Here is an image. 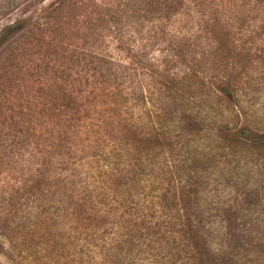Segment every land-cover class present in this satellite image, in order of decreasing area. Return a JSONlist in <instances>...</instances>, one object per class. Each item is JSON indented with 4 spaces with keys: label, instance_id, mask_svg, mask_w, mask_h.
<instances>
[{
    "label": "trees",
    "instance_id": "obj_1",
    "mask_svg": "<svg viewBox=\"0 0 264 264\" xmlns=\"http://www.w3.org/2000/svg\"><path fill=\"white\" fill-rule=\"evenodd\" d=\"M263 11L264 0H53L42 19L31 23L29 17L16 18L2 26L0 46L6 44L0 47V68L4 48L16 37L29 32L43 39L55 33L48 44L54 71L61 74L53 82L62 95L56 98L63 101L45 113L49 125L38 129L32 162L23 147L2 145L9 149L3 160L6 170L29 164L18 188L37 190L31 199L25 197L28 210L12 213L10 228L23 236L42 232L53 242L67 229L70 244L77 241L80 247L79 264H256L254 224L241 221L238 190L226 198L229 181L223 180L222 152L233 143L252 144L264 137L240 122L233 72L243 59L231 52L237 49L238 34ZM77 16L84 18L78 27L84 41L91 42L86 54L75 42L63 45V32L70 26L64 23ZM162 22L170 25L169 37L155 34ZM109 38L138 49L147 62L153 46L163 47L159 58L149 57L148 69L105 53L100 42ZM81 54L94 55L98 62L81 64ZM213 69L223 73L212 75ZM206 74L220 79L207 82L226 106L223 116L232 114L222 120L230 143L215 139L213 147L214 139L196 138V126L204 120L196 110L202 108L196 85L198 80L205 83ZM59 77L63 85L57 84ZM166 110L173 114L166 121L174 135L162 130ZM132 111L145 116L144 128L128 123ZM131 129L134 139L151 143L138 161L131 159L136 149L127 139ZM152 147L158 149L148 158ZM161 155L169 157L161 163ZM162 171L169 181H157ZM43 180L49 186L45 192ZM7 193L11 205L15 195ZM40 199L42 205L36 203ZM61 218L67 221L60 223Z\"/></svg>",
    "mask_w": 264,
    "mask_h": 264
},
{
    "label": "rangeland",
    "instance_id": "obj_2",
    "mask_svg": "<svg viewBox=\"0 0 264 264\" xmlns=\"http://www.w3.org/2000/svg\"><path fill=\"white\" fill-rule=\"evenodd\" d=\"M52 1L0 0V28L16 18L29 17L31 23L34 20L42 19L45 8ZM71 11V14H74L79 10ZM254 15V19L249 21L252 25L248 28L245 27L243 32L238 34L240 38L237 42V49L231 52L234 56L239 52L236 58L241 57L243 59V61H240L242 65L238 71L233 72L239 86L237 98L241 108L240 122L249 125L252 129L264 135V11ZM69 20V23H64L65 27L70 26L63 32V35H67L63 40V45L68 42H75L83 47L85 53L91 42H85L84 35H82L83 30L78 29L84 18L77 16V19L73 17ZM159 26L160 29L155 34L169 37L170 25L166 26L162 22ZM54 35L55 33L40 39V37L28 32L9 42L1 54L3 59L0 68V264H79L80 247L77 241L70 244V241L73 240L68 238L69 232L67 229L60 230L59 235L56 237L58 240L53 242L51 236L47 237L46 234L42 236V232L34 231L31 235L23 236L15 227H13L14 229L10 228V224L14 223L12 213L17 211L21 215L28 210L25 203L30 195L31 197L36 196L37 190L35 188L25 190L21 187L19 189L16 183L20 177H25L26 173H29L30 170L27 168L29 164L16 170V166H14V169L6 170L3 165V160L6 157L5 155L9 154V149L4 150L2 145L8 143L15 144L19 148L23 147L24 157L31 161L38 129L43 131L49 125L47 122L48 115H45V113L47 114L51 108L57 109L63 103L62 100L56 98V96H62L61 91L59 89L54 90L53 85L57 75H61L59 71H54L52 60L50 61L52 47L48 43ZM61 35L56 34L57 39L63 37ZM81 37L82 39H80ZM100 43H102L100 48L105 53L123 59L125 63L132 64L136 62L138 67L145 66L148 69H152L149 57L159 58L160 49H162L160 47H163L162 44L153 46L151 52H148L149 57L147 59L149 61L147 62L138 55L140 53L138 49H129L128 44H123V47H121L112 38ZM4 44L6 42L0 47L2 48ZM82 56L81 54V64L86 62L96 64L98 62L94 55H86V58ZM152 62L155 64V61L152 60ZM196 69H199V66L196 65ZM211 72L214 74L223 73L218 69L210 70V74H212ZM224 74H226V71H224ZM206 79L205 83L198 80L196 85L197 94L199 95L198 100H200L202 107L196 110L204 118L196 126L199 128L196 138L198 141H203L200 135H204L205 137L208 136L209 142L214 139V142L209 144L213 147L215 139H220V143H230L229 133L225 128L223 129L222 120L230 119L232 114L223 116L221 110L226 106L211 93L212 89L210 87H213V85L207 82L211 79V81L218 83L220 79L211 78L208 74H206ZM63 83L61 77H59L57 84L63 85ZM234 102L237 103L236 100ZM234 102H230V105H234ZM225 111L229 112V110ZM132 112L126 116L128 123L141 125L144 128L145 116L137 111ZM171 113L169 110L162 112L164 117L162 130L173 132L174 135L176 131L170 129V121H166L168 117L173 116ZM175 114L180 116V109H177ZM128 116H131V118ZM191 127H195V125ZM141 129L139 126V130ZM133 130L131 129L127 133V139L136 146L131 159L138 161L139 156H142L146 151L144 147L151 143L144 141L147 142L145 144L134 139ZM185 133L190 132L185 131ZM173 139L176 140V137L173 136ZM260 143L264 144V137L259 139V142H252V144L250 142L233 143L231 149L224 148L222 152L223 155H226L224 170L226 177L223 180L228 179L229 183L233 182L234 184L230 186L228 183L226 198L234 197L238 190L237 201L244 210L241 221L254 224L251 236H253L256 243V264H264V145ZM157 149L155 147L149 149L147 157L152 158L154 151ZM165 157L169 156H160L161 163L164 162L163 158ZM160 174L161 178H156L157 181H160L159 179L169 181L170 176L165 171ZM236 177L238 180L234 183ZM48 187L47 182L43 180L42 188L44 192L47 191ZM232 187H235V190ZM208 188L210 187L208 186ZM7 192L15 195L11 205L6 203V198L9 196ZM206 193H211L210 189ZM36 203L42 205V199L36 201ZM43 203H45V200H43ZM66 221V218L60 219V223ZM6 224H9L7 228H5ZM39 226L50 229L46 224H39ZM33 228L34 225L30 228V231ZM54 246L60 250L54 248ZM73 259H75L74 263L71 262ZM144 263L146 264L147 260Z\"/></svg>",
    "mask_w": 264,
    "mask_h": 264
}]
</instances>
